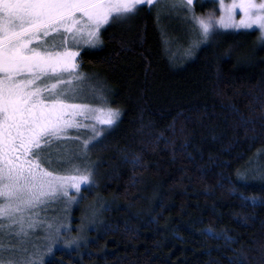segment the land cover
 <instances>
[{"label":"trees","instance_id":"1","mask_svg":"<svg viewBox=\"0 0 264 264\" xmlns=\"http://www.w3.org/2000/svg\"><path fill=\"white\" fill-rule=\"evenodd\" d=\"M166 25L142 7L80 54L121 116L80 157L97 174L73 224L93 205L100 227L44 264H264V181L245 178L264 151L260 32L222 31L175 58L182 36Z\"/></svg>","mask_w":264,"mask_h":264},{"label":"snow or ice","instance_id":"2","mask_svg":"<svg viewBox=\"0 0 264 264\" xmlns=\"http://www.w3.org/2000/svg\"><path fill=\"white\" fill-rule=\"evenodd\" d=\"M159 2L0 0V236L26 238L40 226L52 230L53 225L41 221L35 210L58 197L75 202L70 190L79 194L82 185H91V172L78 165L71 168L75 174H60L53 168L54 163H71L68 152L58 153L53 160L48 150L53 142H79L87 150L93 140L102 142L98 139L102 129H112L121 112L69 102L79 91L73 85L85 79L77 62L80 52L73 49L95 47L101 43L102 30L127 23L142 7ZM205 2L215 7L203 15L195 12L200 0H169L166 6L186 11L188 15L181 18L203 41L222 31L256 29L264 42V0ZM97 99L104 100L102 95ZM73 130L90 131L92 137L81 141L79 136L68 135ZM251 202L258 201L253 198ZM209 234L214 235L211 230ZM5 250L10 249L0 241V252ZM45 254L54 259L51 246ZM27 264L39 261L34 257Z\"/></svg>","mask_w":264,"mask_h":264},{"label":"rangeland","instance_id":"3","mask_svg":"<svg viewBox=\"0 0 264 264\" xmlns=\"http://www.w3.org/2000/svg\"><path fill=\"white\" fill-rule=\"evenodd\" d=\"M168 2L169 0H160L159 3L155 4L151 8L153 9L156 17H158L163 24H167L166 27H168L171 31L173 38L175 36H182L173 39V47H170V49L174 50L173 54L175 58L180 57V55L182 56V49L189 46L198 47L208 43L209 40L203 41L189 31L190 25L181 18L188 15V13L182 9L175 11L171 10L166 6ZM226 2H230V0H226ZM196 4L200 5V9L201 7L203 8L201 5L205 4L212 7L211 9H204L202 14H205L207 11H210L215 7V5L205 2V0H200V3ZM196 14L199 15L198 13ZM217 15H219V12H217ZM239 16L240 13L239 10H237V18H239ZM168 29H164L165 32ZM194 40H196L195 44L193 43ZM100 44L101 43L97 44L95 47L84 46L73 50H77L81 54L84 50L99 47ZM79 58L80 57L77 58V62L80 65ZM79 72L85 77V79L82 82L75 83L73 85V87L77 88L79 91L77 98L70 100L69 102L111 107L109 91L99 74L89 72L88 70L82 68L81 65ZM99 95L103 96V101L97 99V96ZM106 130L107 129H102V132L104 133ZM68 135L79 136L81 141L92 137V133L90 131L77 132L73 130L70 131ZM77 143L78 142H69L65 145L63 142H53L48 150L49 153H51V158L53 160L57 158L58 153L63 154L68 152V154L72 156L70 164L54 163L53 168H55L60 174H75L71 171V168L73 165H78L82 170L86 169L91 172L92 180L95 173L97 174L94 165H92V163L85 164V162L80 159L83 151H85V155H87V157L89 156L88 149L90 146L87 150H84L83 147L81 149V146ZM61 158H63V156H61ZM260 158L261 161H259ZM246 173L245 178L250 177L255 180L264 181V151L258 154L252 166L247 168ZM84 187L86 186H81V191ZM81 191L77 194L74 189L70 190L69 195L75 197V202L69 201L64 197H58L48 201L46 204L35 210L39 213L41 221L53 225L52 230H48L45 227L40 226L37 227L34 232H30L26 238L17 237L11 234L7 236H0V241L3 242L5 248L10 249L0 252V258L3 259V264H9V261H13L15 264H27V262L34 257L38 259L39 264H44L46 259L50 256L45 254L49 246L52 247L53 251L55 248L59 247L63 249H76L79 248L81 244L87 242L90 239L89 231L91 229H98L101 225V222L99 221L100 211L95 209L93 205H87L82 213L80 223L76 226L73 224V210L81 205ZM56 228L60 229L59 233H56Z\"/></svg>","mask_w":264,"mask_h":264}]
</instances>
